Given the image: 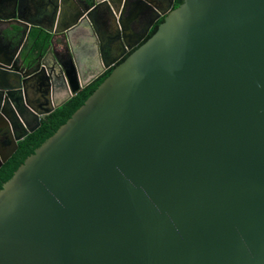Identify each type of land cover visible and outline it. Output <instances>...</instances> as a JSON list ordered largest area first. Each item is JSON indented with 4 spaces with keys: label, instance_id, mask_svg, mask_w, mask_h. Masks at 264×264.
Here are the masks:
<instances>
[{
    "label": "water",
    "instance_id": "95a60500",
    "mask_svg": "<svg viewBox=\"0 0 264 264\" xmlns=\"http://www.w3.org/2000/svg\"><path fill=\"white\" fill-rule=\"evenodd\" d=\"M3 1L0 166L114 67L0 189V264H264V0ZM151 5L163 21L132 50ZM35 6L49 27L30 37ZM72 38L90 44L86 75Z\"/></svg>",
    "mask_w": 264,
    "mask_h": 264
},
{
    "label": "trees",
    "instance_id": "16d2710c",
    "mask_svg": "<svg viewBox=\"0 0 264 264\" xmlns=\"http://www.w3.org/2000/svg\"><path fill=\"white\" fill-rule=\"evenodd\" d=\"M182 1L183 0H174L172 7L174 8L178 6ZM162 21L163 17H161L154 24L142 42H144L156 31L158 24ZM132 50L127 52L116 64L123 61L132 52ZM113 67L114 65L106 69L92 82L81 88L76 94L72 95L62 105L42 117L40 119V125L33 132L28 133L24 138L17 142V149L15 152L0 166V189L3 184L11 178L15 170L24 162V160L31 155L34 150L48 137H50L60 127V125H62L72 115V113L84 103V101L104 80V78L109 75Z\"/></svg>",
    "mask_w": 264,
    "mask_h": 264
},
{
    "label": "crops",
    "instance_id": "0c3cea01",
    "mask_svg": "<svg viewBox=\"0 0 264 264\" xmlns=\"http://www.w3.org/2000/svg\"><path fill=\"white\" fill-rule=\"evenodd\" d=\"M35 1L37 2V4H39L42 1L41 2V4H42L44 0H35ZM153 1L157 4L158 9L164 8L166 3H167V0H153ZM122 2H123V0H122ZM122 2L119 6L120 8H122V6L124 5ZM46 10H48L47 7L45 8L44 6H39V7L35 6V7H32L28 13H26V14L24 13L26 18L30 19L34 23V25H33L34 27H30V30H29L30 37H33L35 34H37L39 31H41L40 28L35 26V25L39 24V25H42L45 27H49V23L45 19ZM120 12H121V10L119 11V13ZM126 15H128V14H126ZM157 15H158L157 9L154 5H151L149 12L144 11L143 13H140L139 10L136 11V15L133 16V19L130 22V27H128L126 29V31L124 32L126 35L125 38L130 43V45L139 41L138 44H135V46H133V47H136L146 38V36L150 32L151 28L153 27L154 23L156 21H158ZM125 16H124V18H125ZM150 21L151 22L153 21V24L149 28L146 36L142 39L141 35H143V33H144L143 29L145 28V25L148 24ZM101 22H102V15H96L95 16V26H96V30H97L96 34L100 38L102 43L106 44V47L108 48V52H109L108 53L109 58L110 57L113 58L116 56V55L114 56V51H117V49L120 48V45L118 42L116 43L115 41L110 40L109 24L107 25V24H105V23L103 24ZM1 27H2V25L0 24V33H1ZM31 41H32L31 38H29V40H27V44H30ZM131 41H133V42H131ZM71 43H72L71 44L72 47L76 51V55L80 59V62H82V64H84V67H82V72L85 75L87 73H90L93 70L92 63L88 59V57H90V55L88 54L89 49H91L90 44L88 43V41L86 42V39L85 40H79L78 38H72ZM4 45H5L4 40H2L0 38V46H4ZM118 53H120L119 49H118ZM59 94L60 93H58L56 95H59Z\"/></svg>",
    "mask_w": 264,
    "mask_h": 264
},
{
    "label": "flooded vegetation",
    "instance_id": "af4514ba",
    "mask_svg": "<svg viewBox=\"0 0 264 264\" xmlns=\"http://www.w3.org/2000/svg\"><path fill=\"white\" fill-rule=\"evenodd\" d=\"M136 0H127V3L128 4H130V3H133V2H135ZM64 4V3H63ZM66 4H69L71 7H79L80 8V0H72V1H70L69 3L68 2H66ZM66 4H65V6H66ZM127 4V5H128ZM3 7H4V1L3 0H0V14H6L7 13V11H3ZM146 12H149L150 11V9H146L145 10ZM120 14V13H119ZM98 15H102V22L101 23H105V24H112L113 23V21L115 22V19H114V17L112 16V14H111V12H109L108 10H107V8H106V6L105 5H101L99 8H98ZM161 17H163L162 15H160V17L158 18V20L161 18ZM121 20L123 21V19H124V15L122 16L121 15ZM94 19H95V17H94ZM157 22V21H156ZM155 22V23H156ZM154 23V24H155ZM154 26V25H153ZM131 42H133V41H131ZM138 46V45H137ZM136 46V47H137ZM133 48H135V47H133ZM129 52V51H128ZM126 54V53H125ZM125 54H123L116 62H115V64L125 55ZM106 60H108V59H106ZM109 61V60H108Z\"/></svg>",
    "mask_w": 264,
    "mask_h": 264
}]
</instances>
